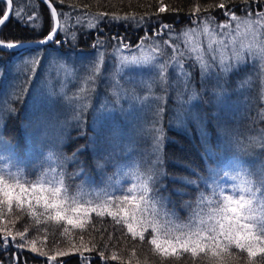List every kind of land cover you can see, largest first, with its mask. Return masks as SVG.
<instances>
[{
	"label": "snow or ice",
	"instance_id": "1",
	"mask_svg": "<svg viewBox=\"0 0 264 264\" xmlns=\"http://www.w3.org/2000/svg\"><path fill=\"white\" fill-rule=\"evenodd\" d=\"M14 2L15 0H0V4L4 5L0 8V50H11L13 54L17 50L26 52L32 48L38 51L18 57L14 61V80L9 86L10 90L0 95V143L11 146V141L4 139L3 132L7 131L11 120L18 118L15 104L28 98V89L33 87L34 80L39 79L38 69L43 74L56 65L60 69H67L68 75L74 77L72 67L75 62L66 58L61 48L65 44L77 46L84 35L94 37L91 46L96 53L87 66L88 74L84 78L87 87H81L72 96L65 93L66 85L63 84L59 93L52 91L51 87L49 89L50 96L58 97L71 109V121L75 122L77 128L76 139L86 136L85 113L89 109L93 112V132H97L98 122L114 120L116 111H125L122 107H117L126 95L119 82L124 75L130 78L134 74L147 76V79L129 82L138 83L141 90L148 93L142 98H134L143 104L151 96L155 107L152 109L150 122L139 130L140 135L150 144L149 158L141 167L143 180L140 190L137 192L136 185H133L120 195L105 192L102 203L92 199L85 200L81 187L76 184V181L85 178L88 169L103 172L105 164L112 160L116 145L110 139H105L103 143L108 146L105 148L101 144L99 132L94 137H88L87 143L75 146L70 155L58 150L57 145H49L47 153H41L38 165L40 175L35 180H22L21 172L24 176L35 175V172L29 173L27 167L15 163L11 155L0 154V160L7 164L6 169L0 167V214L5 206L12 211L14 201L16 208L22 209L27 201L29 210L43 209L39 214H34L33 222L24 225L22 230L13 232L0 228V252L14 248L19 253L11 257L7 264H21L25 249L40 257H46L44 264H68L62 258L72 254L78 256L80 264H92L86 253H94L97 260L110 264L111 261L120 259L114 249L125 242L133 250L139 243L148 246L154 253L176 260L187 254L193 258L190 264H195L198 256L207 257L209 252L212 254L210 264H215L223 254L231 256L230 250L233 248L239 249L241 254L247 253V264H264V177L256 178L255 181H242L238 196L224 195L221 191L215 207L207 213L208 219L205 220L202 211L197 210L205 200L198 186L203 178L194 170L192 174L197 177L196 180L175 175L168 177L164 163L167 137L161 126L170 92L174 91L177 103L184 105L197 96L194 83L197 78L202 89L206 88L209 80L215 79V88L223 91L230 77L241 75L249 64L255 67L259 60L260 68L264 69V10L257 14L253 8L255 4L256 8L264 9V0H209L207 3L190 0L191 7L187 13L189 26L179 32H176L175 24L166 22L163 16L165 13L183 11L174 0H155L147 5L134 3V0H127L126 3L125 0H116V3L107 0L106 4L97 0L96 6L104 10L86 15H81V12L91 7L87 2L80 9L69 4L68 0H36V4L41 6L40 9L31 0H21L16 8L13 7ZM237 4L240 5L239 8L235 7ZM141 8H144L143 13ZM217 10L225 18L223 22H218L214 15ZM238 11L243 15H237ZM12 19L33 33V39L27 44L24 38L17 42H6L2 36L3 27ZM37 20L40 21L39 30L35 23ZM242 23L251 29L250 35L254 43L236 46L235 40L225 42V39L219 38L230 37L239 30ZM113 24L141 35L135 41L118 34L107 39L102 38V28ZM201 37L206 38V45ZM49 44L54 47L43 50L42 46ZM108 47H112L110 58L115 61L111 91L115 103L106 100L98 108H93L91 93L96 90V81L105 62ZM125 51L130 54L120 55ZM133 51L137 54H131ZM42 62L46 67H42ZM16 78L20 79L17 81ZM49 84L51 85V81ZM190 89V95L185 100V94ZM154 91L163 94L154 95ZM191 121L194 124L191 131L201 140L207 155L210 151L207 147L209 125L200 116H191ZM175 125L185 134H191L184 118L176 120ZM171 126L170 124L169 127ZM69 147L72 148V145ZM261 148H264V144H261ZM51 162H55V167H52ZM5 171L8 173L7 179ZM164 178L179 182L196 193L191 200L181 205V210H186L190 215L177 217L176 210L171 205V194L168 193L167 185L163 184ZM173 192L187 195L181 189H174ZM94 203L95 206L89 207ZM22 211L29 214L28 210ZM92 213L101 220L105 216L110 217L113 225L118 226V234L116 230L105 234V229L96 228L90 220ZM16 216L19 217L20 214L16 213ZM45 216L49 222H61L60 228H63L65 235L69 231L63 227L65 223L80 229L79 242L63 239L58 242L54 232L51 246L45 244L48 251L38 249V243L44 244L49 239L48 229L43 223ZM16 222L18 221H13ZM42 228L44 237L40 240ZM56 231L59 232V229ZM85 235L89 239L86 240ZM64 243L69 244L75 252L70 253L65 247H61ZM258 254L257 262L253 258ZM0 264L5 262L0 260Z\"/></svg>",
	"mask_w": 264,
	"mask_h": 264
},
{
	"label": "trees",
	"instance_id": "2",
	"mask_svg": "<svg viewBox=\"0 0 264 264\" xmlns=\"http://www.w3.org/2000/svg\"><path fill=\"white\" fill-rule=\"evenodd\" d=\"M20 2L21 0H15L13 7L16 8ZM85 2L90 4L91 7L81 12V15L104 10L96 6L97 0H68V3L75 5L77 9H80ZM102 2L106 4L107 0H102ZM112 2L116 3V0H112ZM126 2L127 0H125ZM135 2L147 5L154 3L155 0H134ZM174 2L181 6L183 11L173 14L165 13L163 16L166 22L174 23L176 32H179L185 25L189 24L187 13L191 4L190 0H174ZM200 2L207 3L209 0H200ZM31 3L37 9L41 8L40 5L36 4V0H31ZM3 7L4 5L0 4V8ZM235 7L239 8L240 5L237 4ZM253 8L257 14L264 10L256 8L255 4ZM140 11L143 13L144 8H141ZM214 15L219 22H223L225 19L220 10H217ZM237 15L243 14L238 11ZM35 23L39 30L40 21L37 20ZM46 27L47 25H45ZM117 34L127 37L130 41H135L137 36L141 35L118 24L107 25L101 31V37L105 39ZM2 36L5 41L9 42H16L21 38L25 40L33 39V33L21 27L15 19L10 20L3 27ZM93 40V36L84 35L77 46L65 44L62 46L61 51L66 54V58L75 62L73 67L77 64L80 57L87 58V62L90 64L95 56L91 46ZM53 47L54 45L51 44L42 46L45 51ZM36 51L38 50L32 48L26 52L17 50L16 54H13L11 50H0V95L10 90L9 86L14 80L13 62L18 57L35 54ZM106 52L105 62L101 67L100 73L104 84H102L101 78L98 77L95 86L96 90L91 93L93 108H98L106 100L110 103H115V98L110 92L111 86L106 84L108 79L104 80V72H107V66H111L112 75L114 72L112 64L105 65L108 61V55L112 52V47H108ZM43 65H45L44 62H42V67ZM73 67L74 77L68 75V70L65 72L66 69H60L56 65H53L43 74L38 69L39 79L34 80L33 87L28 89V98L15 104V108L19 113L18 118L11 120L8 123L7 131L3 132L4 139L11 141V146L0 143V154L11 155L13 161L19 165L26 166L29 173L35 172V175L29 176H24L23 172H21L22 180H35V177L40 175L38 165L41 160V153H47L49 145H57L58 150L70 155L75 146L87 143L88 137H94L99 132L101 144L105 148L108 147L103 143L105 139H110L116 145L112 160L110 163L105 164L103 172L91 168L88 169L85 178L76 181V184L81 187L85 200L92 199L102 203L105 192L116 195L126 193L124 190L127 189L123 188L125 183L128 184L126 172L131 173L129 178H137L136 184L141 185L143 180L141 167L149 158L150 144L140 135L139 130L143 125L150 122L155 102L146 105L143 110L135 108L136 98L134 97L139 96V93L134 84L124 85L122 87L126 95L120 100L117 107H122L125 111H116L114 120L98 122L97 132H93V112L89 109L85 113L86 123L84 127L86 136L77 140V128L75 127V122L71 121V109L58 97L49 95L50 87L52 91L59 93L62 84L66 85L65 93L68 96H72L81 87H87L84 83V78L87 74L83 73L79 77ZM23 78L27 79V76ZM134 78L137 79V75ZM19 79L16 78L17 81ZM49 81H51V85ZM194 83L197 96L189 103L178 104L174 91L170 92L166 99L165 115L161 122L167 137L164 147V163L168 177L175 175L196 180L197 177L192 174L194 170L203 178L198 182V186L200 192L204 194L205 200L197 210L202 211L205 220H207V213L215 207L220 192L223 191V194L226 195L224 189L225 173L227 175L229 172L232 173L235 180L255 181L256 178L264 177V148H261V144H264V69L260 68L259 60L256 61L255 67L249 64L241 75L230 77L223 91L215 88V79L209 80L205 89L201 88L198 78ZM190 92L191 89L189 93L185 94V100H187ZM217 92L220 94L216 95ZM162 94L154 91V95ZM193 115L204 118V122L209 125V144L207 147H209L210 151L207 155H205V146L202 145L200 139L196 138L194 131H191L194 128V124L191 121V116ZM213 117H218V119H213ZM180 118L186 120L191 134H185L181 128L175 125V121ZM0 124H2V121H0ZM170 124L172 125L171 127H169ZM73 141H75V144H73ZM69 145H72V148ZM101 155H104V153H101ZM81 159H84V157H81ZM51 163L52 167H55V162ZM0 167L6 169V162L0 160ZM69 171H72V168H69ZM4 175L7 179V171L4 172ZM163 184L167 185L168 193L171 194V205L174 206L177 217L183 218L185 215H190L191 213L186 210H181V205L185 201L191 200L196 193H193L191 188L179 182H174L169 178H164ZM253 186L255 187L254 184ZM174 189H181L187 195H177L173 192ZM139 190L140 187L136 185V191L138 192ZM97 195L99 199H97ZM93 206H95V203L89 207ZM22 209L28 210L29 214L26 215ZM22 209L15 207V201L13 202L12 211H9L5 206L2 214H0V228H7L13 232L17 229L22 230L24 225L33 222L34 214H39V212L43 211V209H39V211L37 209L29 210L27 201L22 205ZM16 213H19L20 216L17 217ZM90 220L96 228L105 229V234L114 230L118 234V226L113 225L110 217L105 216L101 220V218L96 217L92 213ZM13 221L18 222L13 223ZM43 223L48 229L47 235L49 239L44 244L38 243V249L48 251V247L45 244L51 246L54 232L58 242L60 239L72 241L73 243L79 242L80 229L65 223L63 227L69 230L65 235L63 234V228H60L61 222L55 220L49 222L47 216H45ZM57 229H59V232L56 231ZM43 237L44 228L41 229L39 239L43 240ZM85 239H89V236L85 235ZM61 247H65L70 253L75 252V249L71 248L67 243L61 244ZM114 251L117 252L120 259L111 261L110 264H168L169 261H171V264H190L193 259L188 257L187 254H185L187 259L181 257L179 260L170 256H161L150 251L148 246L139 243L136 244L135 250L125 242L119 248L114 249ZM230 251L232 252L231 256L223 254L215 264H247L246 252L241 254L239 249L234 248ZM16 255H19L16 249L10 248L7 252H0V260L7 264L10 258ZM86 255L90 256L92 264H104L103 260H97L94 253H86ZM45 259L46 257H40L25 249L21 256V264H24L25 261L26 264H44ZM62 259L67 260L68 264H80V259L75 254ZM253 259L258 262L259 254ZM211 261V252L208 253L207 257L198 256L195 258V264H210Z\"/></svg>",
	"mask_w": 264,
	"mask_h": 264
},
{
	"label": "rangeland",
	"instance_id": "3",
	"mask_svg": "<svg viewBox=\"0 0 264 264\" xmlns=\"http://www.w3.org/2000/svg\"><path fill=\"white\" fill-rule=\"evenodd\" d=\"M262 23H264V22H262ZM186 26H189V24L185 25L182 29H184ZM233 27H235V25H233ZM257 27H259V26L257 25ZM250 32H251V29L247 25H245V24L242 23L240 25L239 30L237 32H233L230 37L225 38V37H222L221 36L219 38L220 39H225V42H229L231 40H235L236 46H239L240 44L248 45L249 43H254L252 41V39H251ZM258 39H261V38L258 37ZM201 40L206 45V43H207L206 38L201 37ZM93 54L96 55L95 52H93ZM110 54L108 55V61H107V64H105V65L112 64V66H113V64H115V61H113L110 58ZM129 54L130 53L128 51H125V52L120 53V55H129ZM131 54H137V53H135L133 51ZM105 58H106V56H105ZM87 61H88L87 58H84V57L81 58L80 57L78 59V61H77V64L73 67L75 69V72L77 74H79V77H81L83 73L88 74L87 73V66L89 64H88ZM43 67H46V64L43 65ZM49 69L50 68H48V70ZM106 71L107 72H104V80H107L108 79L106 81V84L107 85H110L111 86V89H112V76L113 75H112V68H111V66H107ZM65 72H67V69L65 70ZM134 76H135V74L130 78L128 75H125L124 78H123V80L120 82V84L122 86L127 85L129 83H131V85L134 84L135 88L137 89V91L139 93V97H141V98L144 95H148V93H147L146 90H141V86L138 83H136V82H129L130 80L139 81V80L144 79V78L147 79V76L146 75H144V76L137 75V79H135ZM98 77L101 78V82H102V84H104L103 83V78H102L101 74H99ZM111 89H110V92L112 91ZM153 102L154 101L152 100V97L151 96L149 97V101H146L143 104L140 102L139 99H135L134 106L137 109L143 110L146 105L151 104ZM130 175H131V173L126 172V179L128 181V184L125 183L123 188L124 189H127L129 187H132L133 185H137L138 187H140L139 184H136L137 178L136 179H131V178H129ZM225 177H226V179H225L224 189H225L226 195L238 196L240 194L239 193V186L241 185L242 181H245V180H235L234 175L232 173H230V172H229L228 175H225ZM236 183H238V185H236ZM124 192H127V190H124Z\"/></svg>",
	"mask_w": 264,
	"mask_h": 264
},
{
	"label": "water",
	"instance_id": "4",
	"mask_svg": "<svg viewBox=\"0 0 264 264\" xmlns=\"http://www.w3.org/2000/svg\"><path fill=\"white\" fill-rule=\"evenodd\" d=\"M29 41H31V40H25V43L27 44ZM17 42V41H16Z\"/></svg>",
	"mask_w": 264,
	"mask_h": 264
},
{
	"label": "bare ground",
	"instance_id": "5",
	"mask_svg": "<svg viewBox=\"0 0 264 264\" xmlns=\"http://www.w3.org/2000/svg\"><path fill=\"white\" fill-rule=\"evenodd\" d=\"M219 22V21H218ZM6 42H9V41H6ZM14 63V62H13ZM1 77V76H0ZM1 79V78H0Z\"/></svg>",
	"mask_w": 264,
	"mask_h": 264
}]
</instances>
